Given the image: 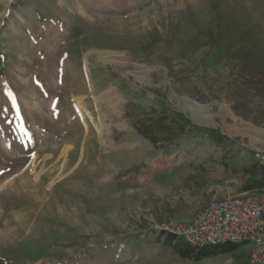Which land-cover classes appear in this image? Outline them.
<instances>
[{
    "label": "rangeland",
    "instance_id": "1",
    "mask_svg": "<svg viewBox=\"0 0 264 264\" xmlns=\"http://www.w3.org/2000/svg\"><path fill=\"white\" fill-rule=\"evenodd\" d=\"M162 115L157 146L132 127ZM250 149L264 0H0V264H248L247 244L187 260L155 238L246 193Z\"/></svg>",
    "mask_w": 264,
    "mask_h": 264
},
{
    "label": "built area",
    "instance_id": "2",
    "mask_svg": "<svg viewBox=\"0 0 264 264\" xmlns=\"http://www.w3.org/2000/svg\"><path fill=\"white\" fill-rule=\"evenodd\" d=\"M242 148L245 144L240 143ZM253 161L264 170V149H250ZM190 248L224 243L251 246L248 264H264V189L236 197L212 199L179 227L162 228Z\"/></svg>",
    "mask_w": 264,
    "mask_h": 264
},
{
    "label": "trees",
    "instance_id": "3",
    "mask_svg": "<svg viewBox=\"0 0 264 264\" xmlns=\"http://www.w3.org/2000/svg\"><path fill=\"white\" fill-rule=\"evenodd\" d=\"M246 74H248V72H244V75ZM246 78L247 80L243 78L244 87L259 88V85L254 83L252 79H249V77ZM166 117V115H162L157 119L150 120L151 122L149 120L133 117L132 127L135 128L137 133L142 138L148 140L149 142L157 146L159 140H157L156 136L154 135V128L156 126L163 128V125H166ZM201 133H204L206 136H209L212 140L214 139L216 142L220 141V143H223L224 141L222 137L216 139V137L218 136L212 131H202ZM242 172L245 174L246 177V181L242 186V190L244 192L260 191L264 189V170H262L255 162H253L251 166H249V168ZM163 235H165V237L162 240L161 238ZM155 241H161L163 245L171 247L180 258L187 260H200L201 258L206 257L211 253H218L219 251L226 249H235L238 246L237 244L224 243L219 244L217 246L193 249L190 248L188 244H186L184 241H181L180 238L163 231H159V235H157Z\"/></svg>",
    "mask_w": 264,
    "mask_h": 264
},
{
    "label": "bare ground",
    "instance_id": "4",
    "mask_svg": "<svg viewBox=\"0 0 264 264\" xmlns=\"http://www.w3.org/2000/svg\"><path fill=\"white\" fill-rule=\"evenodd\" d=\"M163 86H165L166 90H168V96L170 99L175 100L177 102V105H179V109H181L183 112H188L190 114V117L194 121H199L202 124H205V119L202 114V108L201 106L191 103L188 99L185 98H178L176 95L172 94L170 89H169V82L167 80H164L162 82ZM74 108L78 110L79 112L81 111V104H79L77 101L74 102ZM220 110L223 112H229L228 108L220 105ZM230 113V112H229Z\"/></svg>",
    "mask_w": 264,
    "mask_h": 264
}]
</instances>
